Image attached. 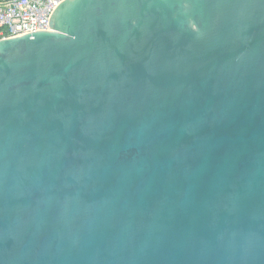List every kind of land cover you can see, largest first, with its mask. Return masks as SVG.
Wrapping results in <instances>:
<instances>
[{"label": "water", "instance_id": "1", "mask_svg": "<svg viewBox=\"0 0 264 264\" xmlns=\"http://www.w3.org/2000/svg\"><path fill=\"white\" fill-rule=\"evenodd\" d=\"M0 40V264H264V0H64Z\"/></svg>", "mask_w": 264, "mask_h": 264}, {"label": "built area", "instance_id": "2", "mask_svg": "<svg viewBox=\"0 0 264 264\" xmlns=\"http://www.w3.org/2000/svg\"><path fill=\"white\" fill-rule=\"evenodd\" d=\"M64 0H0V40L47 31L55 6Z\"/></svg>", "mask_w": 264, "mask_h": 264}]
</instances>
